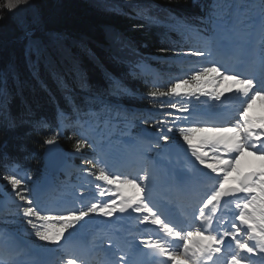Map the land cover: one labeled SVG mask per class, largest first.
<instances>
[{
  "label": "snow or ice",
  "instance_id": "snow-or-ice-1",
  "mask_svg": "<svg viewBox=\"0 0 264 264\" xmlns=\"http://www.w3.org/2000/svg\"><path fill=\"white\" fill-rule=\"evenodd\" d=\"M28 3L29 0H6L5 7L7 11L15 12ZM178 23L184 31L204 42L203 48H190L184 55L211 58L226 53L237 63L244 65L245 70L241 77V73L228 68L222 71L223 65L219 62H209L191 73L189 78L180 77L173 81L166 91L155 90L147 93L153 100L171 96L191 98L197 96L198 92L200 95H211L212 99L220 100L222 93H207L202 89L205 78L211 74H215L216 78L208 83L218 85L223 80L239 85L237 91L243 97L242 111L239 113L240 120L234 126L220 124L178 128L179 136L187 144L191 156L203 169L208 170H200L206 191L200 198L201 204L193 218L194 221H200L199 226L194 222L186 227L179 226L162 219L164 212L153 203L150 191L146 195H140L146 192L147 183L141 187L136 179H122L120 174L107 170L108 161L103 154V148H97L95 141L90 144L87 133L95 131L100 124L107 123L110 126L113 119L119 120L121 117L123 123L130 125L136 114L128 112L118 102L100 99L97 109L88 108L83 111V116L87 119L76 121L84 132L81 139L76 141L75 150L80 152L85 147H93L98 151L95 162L84 158V162L91 164L96 171H86L96 181L103 182V185H96L99 189L98 196H110L113 199L96 200L78 210H65L52 215L38 210L40 205H34L33 198L26 194L29 191L26 184L31 176L21 178L15 173L14 166L11 174L2 177L11 185L17 200L23 202L17 203V208L24 222L31 226L32 235L39 241L59 246L61 255L57 257L56 264H137L129 241L117 240L114 243L109 238L99 245L81 246L72 243L74 233H70L68 238L64 237L68 229L76 228L77 224L92 214L111 218L116 212L125 213L129 210L141 214L137 217L140 223L157 225L168 237L183 241L171 246L160 240L141 239L140 243L152 250L150 253L141 252V255L167 257L171 264H264V115H249L257 101L264 107V0H212L201 20L202 24L207 25L205 29H194L191 25ZM161 51L166 52L169 49ZM3 92L0 89V95ZM125 93L126 89L117 86L114 94ZM92 99L95 102L97 98ZM170 107L177 112L190 111L188 104L174 102ZM101 113L108 119L105 120ZM62 117L69 118L63 114ZM176 119L187 120L188 117L177 116ZM142 123L149 124L150 121L144 118ZM173 127L175 126L167 127L166 131L172 132ZM58 134L59 130L46 139L45 143H56ZM159 138L165 143L169 140L166 134ZM197 138L198 143H194ZM249 157L260 161L259 166L248 162ZM141 179L147 182L148 174L145 172ZM122 186L136 189L137 194L126 196L125 187ZM233 203L238 211L233 213L234 219L229 227L224 228L222 224L228 222L222 216L217 217V212L223 206ZM214 220L217 221L215 227ZM53 221L60 222L59 226L54 227ZM88 223L85 221L81 228ZM226 240H230L227 245ZM111 249L114 250L108 251ZM24 255L25 249L16 244L14 238L9 237L8 241L0 242V264H26L22 258Z\"/></svg>",
  "mask_w": 264,
  "mask_h": 264
},
{
  "label": "trees",
  "instance_id": "trees-1",
  "mask_svg": "<svg viewBox=\"0 0 264 264\" xmlns=\"http://www.w3.org/2000/svg\"><path fill=\"white\" fill-rule=\"evenodd\" d=\"M109 1L111 10L101 9L94 0H29L9 12L6 0H0V89L4 90L0 95V182L14 166L34 181L52 177L44 167L43 154L45 140L58 130L56 140L69 155L73 178L76 170L84 171L83 157L90 158L94 150H75L84 132L76 121L87 119L83 111L97 109L100 99L118 102L135 113L140 125L147 118L150 123L146 125L154 131L170 121L174 99L153 100L147 95L168 87L151 86L136 66L152 64L159 54L172 56L203 48L204 42L178 22L205 29L201 20L212 0H142L147 5L141 12L135 0ZM117 86L131 94L115 95ZM101 116L108 119L104 113ZM122 120L113 119L110 126L100 124L96 129H122ZM72 151L74 156H70ZM53 178L57 188L47 194V202L56 198L68 179ZM14 208L0 213V228H12L14 222L24 220L15 215Z\"/></svg>",
  "mask_w": 264,
  "mask_h": 264
},
{
  "label": "rangeland",
  "instance_id": "rangeland-1",
  "mask_svg": "<svg viewBox=\"0 0 264 264\" xmlns=\"http://www.w3.org/2000/svg\"><path fill=\"white\" fill-rule=\"evenodd\" d=\"M94 1L97 3V5L101 9L111 10V6L109 4L110 3L109 0H94ZM130 1H134V0H126L127 3H130ZM135 1L138 2L136 4V7L138 8L139 12H141L142 11V8L147 5L142 0H135ZM120 2H122V1H120ZM122 10H124V9H122ZM187 58H190L191 59V58H195V56H186V55H184V53L183 54H180V55H176V56H170V57H164V56H162V57H159L157 59V61H156V63L158 64L157 67L151 68V67L148 66V64L142 63L138 67V69L147 78H149V81L150 82L157 83V84H167L165 86L169 87L170 84L173 81H175L176 79H178L180 77L189 78L190 75H191V73H193L196 70H198L197 68L202 67V66H199V65H197V66H195V65L194 66L193 65H189L188 62H190V61H187L186 60ZM183 61H186V62H183ZM209 61H211L213 63L219 62L220 65H223L222 71L224 70V68H228V69L233 70V68H232V66L230 64H223L222 62L218 61L217 58H215V56L211 57L209 59ZM188 68H193L192 70H195V71H192V72L191 71H187V72H183L182 71V70L188 69ZM215 78H216L215 77V74H211L210 76L206 77L205 78V81L202 84V89H203L204 92H207V93H213V92H220V93H222V96H221V99L220 100H214V99H212L211 95H200L199 92L197 93V96H194V97H191V98H188L186 96H181V97L171 96V98H174L175 102H178V103H181V104H188L189 107H190V111L187 112V113H182V112H177L176 109H174L173 116H171L172 118H171L170 124H172V126H175V127H173V131H172L173 133L172 132H167L166 131L167 128L165 129V132L163 134L168 135L169 136V140H168L167 143H165L162 140L163 143L165 144V146H161L160 147L163 150L162 153H166L167 156H169V154H168L167 151H168L169 145L172 144V143L180 144L183 147V149H185V151L188 150L191 153L190 149L188 148L187 144L183 141L182 137H180L178 135L179 134V131H178V128L177 127L178 126L189 125V123H190V120L189 119H190L191 115L194 114V113L201 112V111L202 112L203 111H209V110H211V108H213L215 110L216 109H220V107L222 106L221 104L223 103L224 99H227V97L229 99H232L237 94L236 90L234 89L235 88V85L232 84V83H230L229 81L220 80L219 83H218V85L208 83V81H212ZM206 87H208V88H206ZM253 108L254 109H252L251 111H254L256 113V115H258V114H260L261 116L264 115V109H261L260 111H258V109L256 108V105H254ZM167 112L168 113H171V111H165V114ZM249 115L251 116V112L249 113ZM177 116H179V117H188V119L187 120H185V119H179V120H177L176 119ZM136 124H137V126L139 124V121H137L136 118L132 120V122H131L130 125L129 124H124V126L127 127V133H129L130 132V129L132 127L136 126ZM67 127L70 128V126H67ZM226 127H232V126L230 125V126H226ZM150 132H151L152 135H156L158 137L157 139H160L159 138L161 136L160 134H157V133H155L153 131H150ZM90 133H92V132L90 131ZM158 135H160V136H158ZM87 136H88V133H87ZM179 140L181 141V143L179 142ZM198 141H199V138H197V140H195L194 143H198ZM121 145H120V148H122ZM144 148H148V144H145L144 145ZM120 152H121V149H120ZM125 154H126V152H125ZM74 155H75V152H73V151L70 152V156H74ZM161 155H163V154H161ZM85 157L87 159H89V160H92V158H88L86 156V154H85V156L83 157V160L82 161H84V158ZM169 157H171V156H169ZM247 161L250 162L251 164L255 165V166H259V164L261 163L260 161L255 160L252 157L247 158ZM126 162L128 163V161H126ZM86 164L84 162V167L85 168H89ZM125 167H126V164H125ZM91 169H92V171H94V168L91 167ZM77 171L79 172L80 170H77ZM64 172L66 173V169H65ZM85 172H86V170H85ZM145 172L147 173V171H145ZM145 172H142V170L140 169L138 171V173L135 174V176H132L131 175V176H126V177L129 178V179H136V180H138V178L139 177L141 178L145 174ZM19 176L21 178H24L25 177L23 173H19ZM89 180H90V176L88 174H85V175H83L80 178V182L79 183L76 184V182H74V181L68 183L69 184V188L66 189V190H61L60 191V194L58 195V200H61L62 198H65V197H68V198H70V197H73V198L77 197V193L75 192V190H81L82 187H83V185H88V181ZM53 181H54L53 179H50V178L47 179V182H48L50 188H53V184H54ZM40 183L35 182V181L28 180L27 181V184H26V187L28 188L29 191L26 194L29 197L33 198L34 205L37 204V203L40 205V207L38 208V210H43V211L47 210L48 211L49 209H51V211H52L54 208H51V207H43L42 208V206H43L42 203L41 202H38V199L41 197V194H40L39 195V198H37V196H38L37 190L39 188V184ZM145 183H147L148 188L146 189V192L145 193H142V195H146L148 193V191L153 190L151 188L154 187V186H157V184L159 183V180L158 181L157 180H153V181H150V182L143 181L141 187L142 186L144 187L145 186ZM139 185H140V183H139ZM117 187H118V185H117ZM65 188H67V187H65ZM156 192H158V191H156ZM14 193L15 192H13V190L11 188V185H9L7 183V181L4 180L2 183H0V197H1V200H0V212L1 213L2 212L3 213L6 212L13 205H17V203H23V202H19L17 200V198L13 196ZM125 195L128 196L126 194V190H125ZM67 203H70V205L74 206V204L70 200H68ZM25 206H27V205L25 204ZM191 207H192V205H191ZM18 212H20V210L19 209H15V213H18ZM47 214H50V213H47ZM17 215H22V214H17ZM11 216H13V213L11 214ZM97 217L100 218V219H102V220H106L107 219V217L100 216V215H97ZM85 221H87V217L85 218ZM85 221H81L79 224H77L76 228H70V229H68L64 233V237L65 238H68L70 233H74L75 234V233H79V232H84L85 231L84 228H89V226H86L84 228H81V225L82 224H85ZM58 223H60V222H58ZM12 225L15 226L16 225V222H14ZM17 225H20V223L17 222ZM15 232H18V231H15ZM23 233L27 236V237L25 236L26 238L29 237L28 239L31 240L30 239V236L32 235V229H31V227H30V232H23ZM9 237L14 238L15 243L18 244L19 246H21L22 243H24V244L27 243V240H25L24 238H21V237L17 236L12 230H10V229H3V230L0 229V242L8 241L9 240ZM61 243H63V240L61 241ZM44 247L45 248H48L49 250L51 249L52 252H54V253L55 252L60 253L58 251V249H59V246L58 245L45 243ZM35 248L36 247L32 246V249H35ZM29 255H30V253H29Z\"/></svg>",
  "mask_w": 264,
  "mask_h": 264
},
{
  "label": "bare ground",
  "instance_id": "bare-ground-1",
  "mask_svg": "<svg viewBox=\"0 0 264 264\" xmlns=\"http://www.w3.org/2000/svg\"><path fill=\"white\" fill-rule=\"evenodd\" d=\"M216 57H218L219 59H221V57H220V55H217ZM209 59L210 58H205V57H195V58H187L186 60L187 61H190V62H188V64L189 65H195V66H197V65H199V66H204L205 64H207V63H209V62H211V61H209ZM231 59V58H230ZM222 60V59H221ZM183 62H186V61H183ZM193 62V63H192ZM184 64V63H183ZM200 68V67H199ZM199 68H197V69H199ZM193 68H188V69H184V70H182L183 72H187V71H195V70H192ZM147 82H149V83H152V82H150L149 81V78L147 79ZM230 83H232V84H234L235 85V90H236V92H238L237 91V89H238V87H239V85H236L234 82H232V81H229ZM242 97V96H241ZM227 99H228V97H227ZM242 99H243V97H242ZM256 108L258 109V111H260L261 109H264V107H262L261 106V104H260V102L259 101H257V103H256ZM254 109V108H253ZM226 111V110H225ZM224 111V112H225ZM251 115L252 116H254V117H260L261 115L260 114H258V115H256V113L254 112V111H251ZM222 116V115H221ZM237 117H240V116H236V112H234L232 115H230V116H228V117H224V118H217L216 119V121H219V122H221V123H223L224 125H231V126H233V125H235V123L237 122ZM206 123V122H205ZM122 146V145H121ZM137 151V150H136ZM132 153L133 152H135V151H131ZM163 155H165V153H163ZM126 156V159H127V161H128V163H126V167H125V165L120 169V170H126V172L127 173H130V172H132L133 170H131V168H132V164L133 163H135L134 161H135V157H134V155L131 157V155L130 154H126L125 155ZM130 161V162H129ZM160 165H162V162H160L159 163V166ZM183 165L184 166H186L187 167V169H183L182 167H183ZM139 167H140V165H138ZM194 166H196V167H198L200 170L201 169H203V166H200L199 164H198V162H196L195 161V158L194 157H192L191 156V154L189 153V152H187L186 154H185V156L184 157H182V158H180V159H176L175 158V162H174V164L172 165V167H171V171H182V173L183 174H190V169L191 168H193ZM11 170V169H10ZM203 171L204 172H207L208 170L207 169H203ZM133 173H134V175H132V176H135V174L136 173H138L137 172V170H134L133 171ZM214 175V174H213ZM202 180H203V177H202ZM137 181V183L139 184L140 183V186L142 185V183H143V180L139 177L138 178V180H136ZM123 187V186H122ZM125 187V190H126V194L127 195H135V194H137V190L136 189H133V188H129V187H127V186H124ZM143 187V186H142ZM154 187H156V186H154ZM154 187H152V189H154ZM156 189V188H155ZM154 189V191H153V194H157V195H159V196H161L162 194H164L165 193V191L166 190H158V189H156L155 190ZM38 190H39V188H38ZM156 191H158V192H156ZM206 191V188H205V185H204V190H203V193H202V195L204 194V192ZM173 193H175L176 194V192H173ZM140 195H142V193H140ZM201 195V196H202ZM201 196H199V197H197V198H194V199H192V200H190L189 198H187L186 200H184V202H183V204H181L180 203V201L181 200H177L178 202H177V204L176 205H181V207H189L190 206V208H192V207H194V208H197L198 206H199V204H200V202H201V200H200V198H201ZM191 205H192V207H191ZM162 206V205H161ZM161 206H159V207H161ZM188 209V208H187ZM187 209H186V215L184 214V216H186L187 217V215H189L188 216V218L187 219H182L183 218V215L181 216L180 215V217H181V220L180 221H176V223L178 222L179 223V226H187L189 223H192V222H194L197 226H199V221L198 220H193V218H194V214L195 213H197L196 212V209H195V211L193 210V214L191 213H188V211H187ZM176 212H179L180 213V210L179 209H177L176 210ZM218 213H220V216L219 217H223V219L225 220V221H227L228 223H230L231 222V219H230V216L231 215H233V213H234V209L233 208H230V207H222L221 208V210L219 211V212H217V214ZM132 219H130L129 221L131 222V223H133L134 225L135 224H137V223H139V221L137 220V219H135L134 218V216H135V214H138V213H133L132 212ZM139 215H141V214H139ZM192 215V216H191ZM16 217V216H15ZM173 220V219H172ZM174 222H175V220H174ZM228 223H226V224H228ZM121 227V226H120ZM130 239L134 242V243H137V244H139L140 243V240H141V237H140V235H138V234H133V235H131L130 236ZM6 242V241H5ZM21 248H23V247H21Z\"/></svg>",
  "mask_w": 264,
  "mask_h": 264
},
{
  "label": "water",
  "instance_id": "water-1",
  "mask_svg": "<svg viewBox=\"0 0 264 264\" xmlns=\"http://www.w3.org/2000/svg\"><path fill=\"white\" fill-rule=\"evenodd\" d=\"M170 155H181L183 154V149L179 145H170L169 148ZM43 161L45 168L52 172L53 175H58L61 169L64 167L67 162V153L63 149L59 141L56 143L48 145L46 144V149L43 155ZM118 217L130 216L129 212L120 213L117 212Z\"/></svg>",
  "mask_w": 264,
  "mask_h": 264
}]
</instances>
